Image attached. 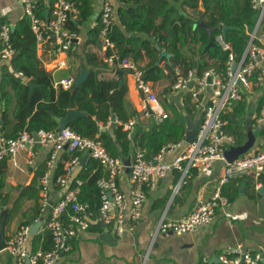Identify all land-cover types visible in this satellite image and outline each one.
<instances>
[{
  "label": "crops",
  "instance_id": "obj_1",
  "mask_svg": "<svg viewBox=\"0 0 264 264\" xmlns=\"http://www.w3.org/2000/svg\"><path fill=\"white\" fill-rule=\"evenodd\" d=\"M151 1L153 0H142L138 4H143L148 7ZM102 2L103 0H91V13L87 19L77 25V31H72L68 22L65 24V27L74 33L71 40V49L65 55L67 62L66 66H56L57 59L62 58L63 54H55L52 44L48 41H42L40 44L36 43V54L44 69L50 73L54 86L59 84V80L63 78L72 77L74 81L77 80L81 71H86L88 75V71L82 68L83 65L87 69L96 70V78L99 80L118 82L119 84L124 82L126 86L125 108L128 113L132 114L128 120L135 118L131 136H127V132L123 126V123L128 120H118L114 115H112L114 120L111 119V116L106 123H98V128L99 130H107L109 133H112L114 124L121 125L122 130L126 133V137L132 140L135 131L149 130L151 124L156 120L152 116H145L143 114L141 95L136 88L131 74L115 64L106 62L104 60L105 50L102 48L101 43L100 45L97 44V41L100 42L99 36L98 39L95 40L90 34V31L96 27L99 22ZM44 3L47 6L46 9L49 10V1L45 0ZM112 6L114 24H117L123 30L119 19V10L126 9L131 6V4L121 0H114ZM169 7H175L178 14L192 13L189 7H185V9L181 7V0L178 2L168 0L166 8L168 9ZM198 10H203L201 5L198 7ZM50 16V13H48V17ZM77 16L72 19L74 22H76L75 19ZM23 17H25L23 6L18 0H0V21L10 24L12 27L11 31ZM171 17L176 18V22L178 21L177 17L179 16ZM161 20L162 16H158L156 22L159 23ZM165 23L168 26V21ZM258 33L262 35L264 45V17L259 25ZM162 34L166 35V31L163 30ZM126 35L128 37L138 36L141 39L149 38L148 34L136 31L127 32ZM191 46H193L194 49H198L199 47L198 44H192ZM162 51L166 52L164 49L160 50L157 63L161 62L162 65L168 64L171 66L169 72L170 78L155 83L150 82L158 97L161 95L166 96V100L170 104V107L174 106L181 111L183 108V94L188 91L172 89V85L175 81L174 67L186 68L188 65L177 62L172 58V54L168 52L166 53L170 54L169 57L163 55L160 58ZM182 52L185 56L191 54L187 47L184 48ZM13 59L14 58L0 60V73H2V68L4 66H7L10 72L6 76L5 88L13 95L10 105L0 113L3 121V129L8 134L13 133L15 125L13 108L16 103L14 93L18 84L17 76L22 77L20 73L16 75L9 67ZM147 61L148 60L144 57L137 60L136 63L141 68ZM190 61L192 62V66H194L196 59L192 58ZM115 67L119 69L116 70ZM117 71H122V74L118 75ZM29 80L30 79L26 77L22 78V81L26 84H28L27 82ZM170 80H173V83L168 89V84L171 82ZM36 85L37 84H35V87ZM262 94H264V79L258 90H253V88L243 89L242 98L246 102V113L239 124L244 127L246 133L245 141L247 140V134L250 130L254 135V142L253 146L242 155L254 151H264V137L260 135V129L264 126L259 125L256 119L258 115L256 112V103L258 97ZM164 107L166 108L165 105ZM231 107L232 106L229 105L226 112L230 111ZM200 114V111L197 109L192 118H186L185 135L188 133V119L190 123L198 122ZM66 127H68V125ZM235 145L240 144H236L235 142L231 145L225 144L224 148L226 150ZM50 150V146L35 143L34 146L31 147L33 154L31 163H28L29 154L26 151L18 152L13 157L6 156L3 158L6 163V175L3 186L1 187V194L3 197L7 198V205H0V227L2 215L6 212L7 216L3 224L5 241L17 231L22 225V221L27 220L34 213V201L32 198L21 197L17 203L15 200L21 189L31 183L35 178V174L41 167L44 169L42 174L46 171L49 173L48 200L51 204L61 198L66 188L72 187L73 182L65 187H60L56 183V179L54 180L58 163L63 162L65 164L66 161H64V158L69 152L66 149H61L57 153L53 165L48 168L46 166V160L49 157ZM136 150L140 149L137 148L133 151V148L130 147L129 155H120L119 157L123 160L128 158L131 159ZM179 151L180 149L173 150L171 153L166 154L164 159L171 162ZM76 154L80 156L81 163L74 170L73 176L75 177L80 172L83 164L91 157L87 151H78ZM223 168V160H215L208 167L199 169L192 168L189 170L190 176L188 177L187 175L186 181L180 180V171L176 169L170 170L163 178L159 179L152 188L146 190V198L142 203L141 214L137 220H131L129 218V209L126 210L124 232L121 235L115 234L112 225L102 227L92 223L87 230L79 231L75 237L69 240V249L61 254L60 258L54 264H195L198 260L214 262L213 259L216 258L217 260V256L227 247H235L238 244H241L244 249L251 252L264 250V181L261 180V186L256 188L255 179L252 174L238 176L224 185L223 188H225V192L222 188V193L228 198V203L216 209L209 224L199 226L192 231L181 234L173 232L155 234L157 224L162 217L165 220L182 219L198 204L208 199L217 185L218 178ZM102 170L104 172L102 175H104L105 171L103 168ZM116 179L119 189L128 194L130 189V178L126 166L117 175ZM248 180H250L251 183H248ZM40 181L41 175L37 179L34 188H37L38 184L40 185ZM74 187L75 184L72 188ZM39 191H41L40 187ZM32 194V190L26 193L27 196ZM49 211L48 208L45 209L35 220V222L38 220L41 221V225L35 234L42 236V233L47 230L45 223ZM94 212L95 210L93 213ZM33 223H30L29 226ZM35 234L29 235L27 241L29 252H32V237ZM0 259L2 264H16L15 259L4 248L0 251ZM214 263L220 262L216 261Z\"/></svg>",
  "mask_w": 264,
  "mask_h": 264
},
{
  "label": "built area",
  "instance_id": "obj_2",
  "mask_svg": "<svg viewBox=\"0 0 264 264\" xmlns=\"http://www.w3.org/2000/svg\"><path fill=\"white\" fill-rule=\"evenodd\" d=\"M18 1L23 6L25 17L29 21L36 43L50 42L55 54H63L62 58L57 59L56 66H66L65 55L71 49L74 33L68 30L65 24L78 14V8L74 1L48 0L51 16L47 18H42L36 13V8L42 0ZM113 1L103 0L99 17L100 43L105 51L111 50L109 55L104 56V60L131 74L141 95L143 114L152 116L156 121H161L167 117V113L151 82L143 78L142 70L135 60L128 56H121L116 51L109 36L114 24ZM252 3L258 9L259 15L253 30L249 33L250 38L247 46L238 61L234 59L230 43L225 40L223 33H219L215 38L216 42L221 50L227 52L224 71H217L211 67L198 76L191 66L174 67L175 81L172 89L187 90L191 94L195 100L196 110L198 109L201 113V119L193 140L190 142L184 135L178 141L162 145L150 159L145 157L142 150L135 151L129 165L130 189L128 194L119 189L116 179L117 175L125 168L124 160L119 156L110 155L101 140L83 136L69 127L58 130L56 135V131L39 129L33 132L38 140L35 139L33 133L25 130L20 131L16 137H7L3 132L0 120V160L6 156L13 157L18 152L26 151L29 154L28 163H31L33 159L31 147L35 143L51 147L46 160L48 168L53 165L57 153L61 149H66L72 154L70 159L65 162L63 172L56 177L55 181L60 187H65L74 179L75 187L66 188L61 198L53 204L48 200L49 173L46 171L41 176V211L50 209V216L45 227L51 234L52 248L29 252L27 241L30 235V226L21 225L5 241L4 247L15 259L16 264H26V262L29 264L56 263L61 254L69 249V240L75 237L79 231L87 230L92 223L102 227L112 225L115 234L121 235L124 232L126 210L129 209L131 220H137L141 214L142 203L146 198V190L152 188L159 179L173 169L180 171V180H182L192 168L208 167L215 160L224 161L223 171L209 198L198 204L182 219L165 220L162 217L157 224L155 234L168 232L181 234L209 224L216 209L228 203V198L222 193V188L233 178L252 174L256 188L261 186L260 176L264 173V151H254L238 156L232 161H226L224 158V145H231L235 142L234 137L225 131L226 119L223 115L226 109L232 102L241 99L243 89L253 88V77L256 72L259 85L264 79L263 37L258 33L259 25L264 17V0H252ZM10 37V24L0 21V60H9L16 52ZM234 62L235 67H232ZM208 77H210V81H208ZM73 82L72 77H67L59 80L58 83L64 88H69ZM191 82L192 84L189 85ZM256 119L259 125L264 126V108L259 111ZM134 124L135 118L123 123L128 137L131 136ZM179 149V153L171 162L164 159L166 154ZM78 151H87L105 171V174L99 176L96 181L100 204L94 213L90 211L87 202L79 199V187L82 180L73 176L74 170L81 163L80 156L76 154ZM66 211L68 214L64 220L62 215ZM217 258L221 264H264V250L251 252L238 244L235 247H227ZM0 264H2L1 259Z\"/></svg>",
  "mask_w": 264,
  "mask_h": 264
},
{
  "label": "trees",
  "instance_id": "obj_3",
  "mask_svg": "<svg viewBox=\"0 0 264 264\" xmlns=\"http://www.w3.org/2000/svg\"><path fill=\"white\" fill-rule=\"evenodd\" d=\"M45 0H42L37 8L38 16H44L46 5ZM78 8L79 14L74 22L68 20V24L72 31H77V25L81 24L91 13V0H73ZM130 3L126 9L119 10V19L123 30L113 24L109 34L115 45L116 51L121 56H129L133 60L146 58L148 61L141 66L142 76L144 79L153 83L170 78L171 66L157 63L161 49L172 54V58L177 62H181L194 68L195 73L200 76L208 68H215L217 71H224L227 60V52L221 50L216 42V36L223 33V27L229 26L226 30L224 38L230 43L234 59L238 61L249 41V33L253 30L257 17L258 9L253 6L252 0H181V7H189L192 11L190 14L177 13L175 7L166 8L168 0H153L147 6L138 3L142 0H121ZM178 2L179 0H174ZM203 10H198L199 6ZM50 8V4L48 5ZM158 16H162V20L157 23ZM171 16H179L176 18ZM168 21V26L165 22ZM99 22L91 31L93 39H98L100 30ZM166 31V35L162 31ZM136 31L149 35L148 39H141L138 36H127V32ZM11 42L16 51L17 56L11 61L10 68L17 75L20 73L22 77L17 76L18 84L15 89L14 97L16 99L13 108V117L15 125L12 134H8L3 129V121L1 125L4 134L7 137H16L18 133L25 130L29 133L43 129L45 131L55 132L57 128L56 117H64L67 109L74 108L79 111H84L86 116L73 119L68 124V127L75 132L94 139L101 140L103 146L112 156H127L129 155L130 147L140 149L144 152L147 159L154 156L160 147L168 142L180 140L186 132V118H192L194 115L195 100L189 92L183 94V108L181 111L170 104L166 100V96H159L167 117L161 121H154L149 130H137L133 133L132 140L126 137L125 131L121 125L114 124L113 132L107 130H99L98 123H106L112 116H116L118 120L126 121L132 114L128 113L125 108V83L106 82L96 78V70L87 69L86 78L76 86L63 88L61 84L53 85L52 77L41 64L40 59L36 54V42L33 32L30 29L29 21L23 17L15 28L11 31ZM209 43H214L215 46L205 47ZM199 45L198 49H194L191 45ZM191 54L184 55L182 50L186 48ZM110 49L104 52V55H109ZM195 58V65L192 66L190 61ZM188 60V61H187ZM187 61V62H186ZM118 70L119 68H116ZM169 70V71H168ZM173 71V69H172ZM8 71L7 66L2 68L0 73V113L6 109L13 95L5 88V81ZM258 73L253 77V90L260 89L257 83ZM30 79L34 84H37L30 95V86L22 81V78ZM168 84V89L173 83V80ZM166 89V90H168ZM233 103V102H232ZM230 104L231 110L225 112L223 117L226 119L225 131L235 137V143L241 144L246 139L244 127L241 126V120L246 113V102L241 97L240 100ZM264 108V94L260 95L256 103V112ZM201 119V114L198 122ZM260 135L264 137V127L260 129ZM72 154L65 155L64 161L70 159ZM64 163H58L55 171L54 180L63 172ZM44 169L42 167L35 174V178L31 183L23 187L15 200L16 203L21 197L32 198L34 201V213L22 225H29L35 222L41 212L40 191L41 183L37 188H34L37 179L42 176ZM104 172L102 166L97 160L92 157L87 160L80 172L75 178L82 180L80 185L79 199L87 202L90 211L96 210L100 204V197L96 181ZM6 175L5 160H0V205H7V198L1 194ZM180 175V174H179ZM190 175L188 174V177ZM185 176L182 181H186ZM260 180L264 181V174L260 176ZM74 186V179L70 182ZM248 183H251L248 180ZM71 187V188H72ZM224 187V186H223ZM32 190V195L26 193ZM39 191V195H38ZM225 192V188H223ZM49 209V208H48ZM50 210V209H49ZM68 211L64 212L62 218H67ZM50 211L46 216L49 219ZM93 216V214H92ZM42 237V238H41ZM53 246L51 234L48 230L42 233V236L35 234L32 237V252L41 248L49 250ZM195 264H221L198 260Z\"/></svg>",
  "mask_w": 264,
  "mask_h": 264
},
{
  "label": "water",
  "instance_id": "obj_4",
  "mask_svg": "<svg viewBox=\"0 0 264 264\" xmlns=\"http://www.w3.org/2000/svg\"><path fill=\"white\" fill-rule=\"evenodd\" d=\"M48 13H49V10L46 9L45 12H44V17L47 18L48 17ZM12 28V27H11ZM230 29L229 26H224L223 27V35L225 34L226 30ZM97 44L100 45V42L97 41ZM211 46H215L214 43H209L205 49L208 50L209 47ZM18 52H16L12 58H15L16 55H17ZM163 55H166L167 57L170 56V54H167L166 52L162 51L161 54H160V58L163 56ZM232 67H235V62L232 64ZM118 75H121L122 74V71H117ZM87 76V72L86 71H81L80 73V76L78 77L77 80H75L73 82V86H76L78 83H80L81 81H83V79H85V77ZM208 81H210V77H208ZM30 86H31V89H30V94L32 93V90L33 88L35 87V84L32 83V81H28L27 82ZM192 82L189 84L191 85ZM86 113L83 112V111H79V110H76V109H73V108H70L66 111V115L63 117V118H59V117H56V121L58 123V126H57V130H56V133L55 135L57 134V131L60 130V129H63L65 128L69 122L75 118H78V117H82V116H85ZM112 120H114V117L112 116L111 117ZM197 125H198V122H195V123H190L189 119H188V133L186 135V140L188 142L192 141L193 140V137L195 135V130L197 128ZM33 135L35 136V139L38 140L37 136L35 133H33ZM253 142H254V135L253 133L249 130L248 131V134H247V140L243 143V144H240V145H235V146H231L230 148L226 149L224 151V158L226 161H232L233 159L237 158L238 156L246 153L252 146H253ZM124 164L126 166V169L129 171V165H130V158L124 160ZM7 214L6 212H4V214L2 215V219H1V227H0V251L5 247V234H4V229H3V224H4V221H5V218H6ZM41 225V221L38 220L36 221L35 223H33L30 228H29V233L30 234H35L37 233L39 227ZM214 262L218 261V259L216 260L213 259ZM26 264H29L28 262H26Z\"/></svg>",
  "mask_w": 264,
  "mask_h": 264
}]
</instances>
